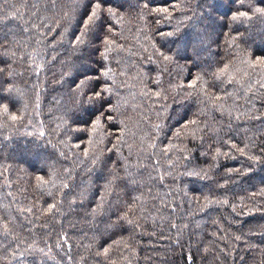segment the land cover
Listing matches in <instances>:
<instances>
[{"label":"trees","instance_id":"trees-1","mask_svg":"<svg viewBox=\"0 0 264 264\" xmlns=\"http://www.w3.org/2000/svg\"><path fill=\"white\" fill-rule=\"evenodd\" d=\"M257 9L0 0V264H264Z\"/></svg>","mask_w":264,"mask_h":264},{"label":"snow or ice","instance_id":"snow-or-ice-1","mask_svg":"<svg viewBox=\"0 0 264 264\" xmlns=\"http://www.w3.org/2000/svg\"><path fill=\"white\" fill-rule=\"evenodd\" d=\"M97 7H99V5H97ZM256 11H258V12H264V9H257ZM109 13L111 14V9H109ZM96 20H97V13H96L95 10H93L92 15L88 17V21H89V23L86 25V28H90V26H91ZM77 39L79 40L80 38L77 37ZM166 59H167V57H166ZM101 95H102V94H101L100 92H97V93L95 94V96H97V97H99V96H101ZM13 119H15V117H13ZM241 151H243V150L241 149ZM262 154H264V153H262ZM250 159H251V158H250ZM223 202H224V203H227L226 200L223 201ZM51 207H54V206H50V209H49V210H51ZM130 223H131V222H130ZM104 251H105V253H107V252H108V249H105Z\"/></svg>","mask_w":264,"mask_h":264},{"label":"rangeland","instance_id":"rangeland-1","mask_svg":"<svg viewBox=\"0 0 264 264\" xmlns=\"http://www.w3.org/2000/svg\"><path fill=\"white\" fill-rule=\"evenodd\" d=\"M217 13L216 12H214V14L213 15H216Z\"/></svg>","mask_w":264,"mask_h":264}]
</instances>
